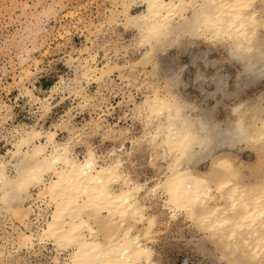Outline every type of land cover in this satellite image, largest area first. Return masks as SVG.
Segmentation results:
<instances>
[{
    "label": "bare ground",
    "instance_id": "6f19581e",
    "mask_svg": "<svg viewBox=\"0 0 264 264\" xmlns=\"http://www.w3.org/2000/svg\"><path fill=\"white\" fill-rule=\"evenodd\" d=\"M116 1L121 5L111 10L106 22L131 27L141 52L137 60L125 59L128 64L150 63L153 73L146 74L155 75L166 49L201 40L209 48H224L237 61L234 89L227 90L225 76H209L195 68L196 84L210 78L219 87L211 93L199 89L200 101L185 97L183 65L172 62L174 66L164 67L166 72L161 68L163 85L156 78L143 83L147 91L133 101V110L144 131L131 141L135 148L150 152L148 160L157 168L150 181L132 175L123 157L132 149L124 150V143L109 150L108 156L87 145L81 158L74 145L83 133L68 122L64 123L68 136L61 141L54 128L42 130L30 124L15 128L10 146L0 153V211L18 224L12 225L8 236H0L14 250L25 247L35 253L36 243L51 244L55 254L48 258L54 264H159L150 243L161 208L172 219H188L206 231L226 263L264 264V94L234 100L223 118L214 107L204 106L209 96L217 102L220 97L235 98L264 77V0H137L143 8L136 12L132 10L136 0ZM102 25H97L99 31ZM128 44L122 46L121 55ZM206 52L191 50L189 62L209 65ZM96 54L94 50L71 64L73 74L52 84L47 98L27 87L26 93L47 109L51 93L62 85L86 102L92 97L85 81L101 85L113 67L125 64L108 57L97 65ZM244 148H250L252 159L242 158ZM201 162H206L204 168L199 167ZM156 199L160 207L155 206ZM0 244V258L13 255L12 249L4 250Z\"/></svg>",
    "mask_w": 264,
    "mask_h": 264
},
{
    "label": "rangeland",
    "instance_id": "374dc122",
    "mask_svg": "<svg viewBox=\"0 0 264 264\" xmlns=\"http://www.w3.org/2000/svg\"><path fill=\"white\" fill-rule=\"evenodd\" d=\"M120 5V1L116 0H0V153H4L10 146L14 138L12 134H15V128L20 125L30 124L42 130L57 129L56 137L61 141L68 136V128L64 125L68 122L70 128H81L80 131L83 133L82 139L74 145L81 158L87 145H92L97 153L108 156L109 150L119 148L120 144L124 143V150L132 149L130 155L123 154L132 175L140 181L147 179L150 181L151 176H156L157 173V168L148 160L150 152L146 148H135L131 141L132 137L144 131L143 122L133 110V101L142 99L143 91H147L143 83L156 78L158 84L163 85L165 73L162 71L166 72L164 67L168 63L169 65L174 63L175 66L183 65L182 77L188 83L185 89H181V94L185 97L199 101L202 98L200 90L199 95L190 90L191 85L197 83L192 77L198 68L209 76L216 73L225 76L227 90L234 89V79L239 69L237 61L230 58L224 48L220 46L209 48V45L201 40L186 41L166 49L163 55L165 57L167 55L171 61L168 62L165 57L160 58L162 67L154 71L155 75L152 74L154 66L150 63L128 64L129 61L125 59L137 60L141 54L133 39L134 30L120 23L110 25L106 22L111 10ZM142 8L137 0L132 6L134 12ZM99 22L104 23L100 31L97 29ZM103 38L105 40L107 38L108 42ZM89 40H92V43ZM132 40L133 45L130 42ZM115 41L120 43L115 44L117 43ZM125 44L129 47L126 48L124 55H121L124 52L122 46ZM114 47L116 53L120 55L115 53ZM199 49L207 50L206 57L209 62L211 61L209 65L204 66L201 60H196L195 67V63L192 65L193 63L189 62L191 50ZM94 50L97 51L95 58L97 65H102L108 57L111 62L125 64L113 67L106 75L107 80L101 85L93 79L84 82L86 91L90 98L92 97L86 100L87 103L84 100L86 104H83L79 96L64 90L62 85L51 93L50 106L45 108L46 110L40 101L26 93L27 90H31L36 96L47 98L52 84L61 77L66 80L73 74L71 64L84 60ZM193 67L197 69L194 72L190 70ZM26 68L29 71L26 70L28 72L25 73ZM148 70L152 72L149 71L151 75L146 74ZM122 74L125 76L121 78ZM260 94H264V77L242 89L235 98L223 99L218 95L220 98L217 102L215 97L209 96L204 106L214 107L215 114L223 118L228 105L234 100L256 98ZM97 123L100 126L96 127ZM121 129L125 132L120 133ZM250 152V148H244L240 155L244 159H252L254 155ZM205 165L206 162H201L199 167L204 168ZM11 169L9 165L8 171L11 172ZM30 189L36 192L37 188ZM155 202V206L160 207L158 199ZM156 213L154 241L150 244L154 248L155 259L159 264H230L217 256L219 246L209 243L206 231L196 227L188 219L179 216L172 219L164 209L160 208ZM30 217L34 218V214L31 213ZM13 224H18L16 219L11 218L4 210L0 211V235L8 236V230H12ZM0 242L5 245L4 250L7 248V251L8 249L13 251V255L0 258V264H54L48 257L55 254V250L47 242L44 243L45 246L43 243H36L35 253L34 250L29 251L25 247L14 250L11 242L4 241L2 236Z\"/></svg>",
    "mask_w": 264,
    "mask_h": 264
},
{
    "label": "snow or ice",
    "instance_id": "6c2138e0",
    "mask_svg": "<svg viewBox=\"0 0 264 264\" xmlns=\"http://www.w3.org/2000/svg\"><path fill=\"white\" fill-rule=\"evenodd\" d=\"M190 70L194 72L195 68L193 67ZM218 87L219 85L217 83L209 79L207 82L202 81L200 84L191 85L190 90L195 92L197 95H199V89H206L207 93H211L213 88H218ZM53 118L55 117L53 116Z\"/></svg>",
    "mask_w": 264,
    "mask_h": 264
},
{
    "label": "crops",
    "instance_id": "0c3cea01",
    "mask_svg": "<svg viewBox=\"0 0 264 264\" xmlns=\"http://www.w3.org/2000/svg\"><path fill=\"white\" fill-rule=\"evenodd\" d=\"M192 65H195V64L193 63ZM204 66H206V65H204ZM195 67H197V64L195 65Z\"/></svg>",
    "mask_w": 264,
    "mask_h": 264
}]
</instances>
